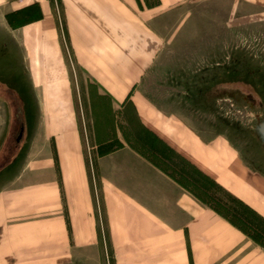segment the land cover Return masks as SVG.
<instances>
[{
    "label": "crops",
    "instance_id": "obj_1",
    "mask_svg": "<svg viewBox=\"0 0 264 264\" xmlns=\"http://www.w3.org/2000/svg\"><path fill=\"white\" fill-rule=\"evenodd\" d=\"M204 1L0 0V264H97L102 245L113 264H264L175 159L263 220L264 173L152 82L175 15ZM133 124L168 157L131 146Z\"/></svg>",
    "mask_w": 264,
    "mask_h": 264
},
{
    "label": "rangeland",
    "instance_id": "obj_2",
    "mask_svg": "<svg viewBox=\"0 0 264 264\" xmlns=\"http://www.w3.org/2000/svg\"><path fill=\"white\" fill-rule=\"evenodd\" d=\"M231 4V0H209L190 6L183 18L176 14V31L169 37L172 44L163 52L157 78L152 82L159 87L160 100L174 92L169 107H177L180 114L203 130L222 134L251 169L264 173V145L255 134L256 116L264 117V12L247 14L253 10L241 7L239 14L231 15ZM165 23L171 27V15ZM129 114L134 117L132 112ZM128 129L131 146L139 149L143 145L144 151L152 148L168 157L167 149L141 131L139 125ZM135 132L143 143H135ZM175 160L177 166L190 172L195 194L201 192L194 184L210 191L211 199L205 198L210 205L226 214L230 210L238 215L244 229L249 230L247 226L251 225L264 234V222L185 163ZM102 247L97 264H113L107 246Z\"/></svg>",
    "mask_w": 264,
    "mask_h": 264
},
{
    "label": "trees",
    "instance_id": "obj_3",
    "mask_svg": "<svg viewBox=\"0 0 264 264\" xmlns=\"http://www.w3.org/2000/svg\"><path fill=\"white\" fill-rule=\"evenodd\" d=\"M170 167V166H169ZM205 180L207 182H209L211 185H213V187L218 188L219 190H222L215 182H213L211 179H209L208 177L204 176ZM194 188H197L200 190L201 194L197 195V197L204 202L205 204H207L210 208H212L213 210H215L217 213H219L220 215H222L223 217H225L228 221H230L233 225L237 226L240 230H242L245 234H247L251 239H253L257 244H259L262 248H264V234H262L259 230H257V228H253L254 226H247L249 228V230L244 229L242 227V225H240V218L238 217V215L234 214L233 212H231L230 210H228L225 206H223V204H221L220 202H217V205L219 206H223L224 210H228L226 214L224 212H222L220 209H218V207H216L215 205H210L209 202L205 199V198H210L211 199V195H210V191L204 189V188H200L201 186H198L196 184L193 185ZM223 191V190H222ZM225 192V191H224ZM226 193V192H225ZM229 195V194H228ZM237 204L241 205L243 208L247 209L249 212H251L256 218H258L260 221L264 222V220L258 216L254 211H252L251 209L247 208V206H245L241 201H239L238 199H236L235 197L229 195ZM222 208V207H221ZM232 214L229 216V214Z\"/></svg>",
    "mask_w": 264,
    "mask_h": 264
},
{
    "label": "water",
    "instance_id": "obj_4",
    "mask_svg": "<svg viewBox=\"0 0 264 264\" xmlns=\"http://www.w3.org/2000/svg\"><path fill=\"white\" fill-rule=\"evenodd\" d=\"M257 119L258 122L255 131L261 142L264 143V117L257 115Z\"/></svg>",
    "mask_w": 264,
    "mask_h": 264
},
{
    "label": "flooded vegetation",
    "instance_id": "obj_5",
    "mask_svg": "<svg viewBox=\"0 0 264 264\" xmlns=\"http://www.w3.org/2000/svg\"><path fill=\"white\" fill-rule=\"evenodd\" d=\"M256 121L258 122V119H257V116H256ZM257 122H256V125H257ZM255 129H256V126H255ZM255 134H256V131H255ZM256 136H257V134H256ZM258 137V136H257ZM259 138V137H258ZM260 140V139H259ZM260 142H261V140H260ZM262 143V142H261ZM263 145H264V143H262Z\"/></svg>",
    "mask_w": 264,
    "mask_h": 264
}]
</instances>
